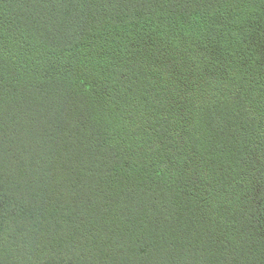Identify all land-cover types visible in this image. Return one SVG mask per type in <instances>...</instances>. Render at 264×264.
Returning <instances> with one entry per match:
<instances>
[{"label": "trees", "instance_id": "1", "mask_svg": "<svg viewBox=\"0 0 264 264\" xmlns=\"http://www.w3.org/2000/svg\"><path fill=\"white\" fill-rule=\"evenodd\" d=\"M0 264H264V0H0Z\"/></svg>", "mask_w": 264, "mask_h": 264}]
</instances>
